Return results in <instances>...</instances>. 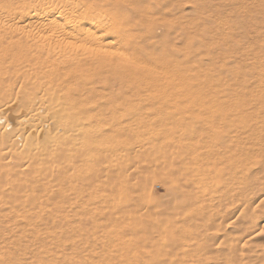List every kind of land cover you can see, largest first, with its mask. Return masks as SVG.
<instances>
[{"label":"bare ground","instance_id":"1","mask_svg":"<svg viewBox=\"0 0 264 264\" xmlns=\"http://www.w3.org/2000/svg\"><path fill=\"white\" fill-rule=\"evenodd\" d=\"M2 1L0 264H30L8 239L38 235L1 218L56 224L78 208L74 256L264 264V0H223L228 14L203 18L197 72L185 44L155 36L185 38V19H138L117 0L108 26L107 3ZM154 179L169 201L146 196Z\"/></svg>","mask_w":264,"mask_h":264},{"label":"rangeland","instance_id":"2","mask_svg":"<svg viewBox=\"0 0 264 264\" xmlns=\"http://www.w3.org/2000/svg\"><path fill=\"white\" fill-rule=\"evenodd\" d=\"M116 1L117 0H86L88 4L107 3L109 5V10L106 11V13H108L109 15L98 14L100 18L105 19V22L108 26L112 25L111 20L114 19L113 15L118 12L116 8ZM3 3L6 2L0 0V6H2ZM125 6V13L129 14L132 12V9L135 8L137 9V11H135L134 13L137 15L145 14L150 19H158L163 16V18H166L171 23H173L174 27L179 24L180 19H185L186 23L183 24V26H185L188 30L185 38H183V36L179 32L169 34V31L163 26H160L156 29L155 36L159 40H171V43L173 45L176 44L179 47L185 44L187 46V50L189 51L188 53L192 56L191 65L194 67V72H197L199 70L198 61H200V58H202V24L203 26L206 25V23L203 22V18L211 14L221 12H226V14H228L230 12V9L227 7L220 8L224 6L223 0H129V2H126ZM224 8L225 10L223 11ZM139 17L143 20L142 16L139 15L138 19ZM143 23L144 29L146 27V24L144 21ZM139 44H141L140 41ZM190 98V100H200L198 98V95H192ZM103 118L104 116L99 115L98 121H102ZM106 130L111 129L103 128V132H105ZM127 139L128 137H125L120 133H115V135L111 136V140H114V143H123L127 141ZM133 140L135 142V137L133 138ZM128 142L129 139L127 143ZM132 143L133 142H131L130 140L129 144ZM116 163V161L107 162V164L112 167V170L117 169L119 167ZM61 179V175L55 176L53 178L54 181H60ZM154 180H152L151 182H153L155 185H151L150 183L146 196L151 198L153 197L152 200L155 199L154 197H157L158 200L155 199V201H159V199L164 197L170 199V195L168 192L169 190L163 191L165 188L168 189V185L166 186V181L159 180V183L158 179ZM159 192L161 193V195ZM164 193L165 195H163ZM137 195H139V193ZM158 196H160L161 198ZM162 200L164 202L167 199H161L160 202H162ZM87 214L88 213L86 212H82L81 208L74 210L73 214H69L65 211H62L61 213H57L54 215L58 218L56 224H54L52 221H49L48 224L36 222V220L39 218V214L34 215L32 211H30V213L25 212L17 216H13L12 220L9 222L8 220L3 218H1V220L9 224L11 229L13 227H16L18 229L17 234L19 235L23 232L24 234H28L29 229L32 228L34 224L36 225L38 229V235L35 241H28V236L21 240L18 239V237H16L14 240L8 239L9 242H16L23 246V250L21 252L22 255L20 256V258L30 264H126L125 262L118 263L117 261H114L112 263L109 262L107 259L100 260L101 257H92L87 255L88 251L83 253V255L88 256V258L83 256L85 259L87 258L83 262H81L80 260V258H83L81 255H78L79 257L74 256L75 250L72 249V244L74 243V240H80L79 234H81V231L78 227V222H80L81 215ZM45 217L51 218L53 216L48 213L45 215ZM101 233L102 232L99 233L100 237L103 235V233ZM10 246L14 245L10 244ZM113 248V245L106 246L103 252L107 253ZM98 251H100V249ZM214 263L210 261L208 264Z\"/></svg>","mask_w":264,"mask_h":264}]
</instances>
